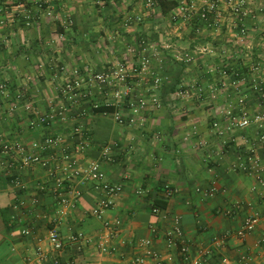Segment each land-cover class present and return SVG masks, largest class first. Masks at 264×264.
<instances>
[{"label":"crops","instance_id":"1","mask_svg":"<svg viewBox=\"0 0 264 264\" xmlns=\"http://www.w3.org/2000/svg\"><path fill=\"white\" fill-rule=\"evenodd\" d=\"M245 1L243 25L239 27L236 16L223 6L224 26L217 31L201 27L202 24L197 30L196 22L171 23V29H162L158 22H152L156 17L155 10L149 14L140 0H101L99 4L96 0H28L32 4L28 5L27 16L34 20L31 26L19 30L16 19H7L0 37L11 39L13 45L4 57L2 49L5 47L0 44V59H3L0 83L7 81L12 87L28 88V94L42 113L48 112L50 99H57L55 83L66 79L71 70H82L87 66L101 70L111 62H117L115 57L109 61L102 56L95 60L93 52L99 49L111 52L108 45L98 49L100 43L90 42L97 39L95 36L122 39L123 54L127 53L128 44L134 42L136 46L138 39L145 38L151 45L150 55L156 53V56L151 55V69L163 78V84L155 90L162 106L147 112L142 126H121L114 121L112 113H96L89 103L72 105L76 112L85 108L81 123L91 137L89 147L81 154V161L99 159L104 146L113 147L110 160H104L103 166L110 183L123 184L114 208L106 215L110 222H121L118 236L107 240L115 251L103 254L96 247V240L99 235L106 234V227L101 220L89 215L102 196L91 183L79 187L82 196L76 210L57 227L66 236L63 251L57 253L45 239L51 227L47 219H36L32 212L25 215L22 222L11 219L16 188L11 178L0 175V264H24L29 260L32 264H53L56 258L61 264H130L133 257L142 253L166 254L169 250L164 234L171 229L172 217L176 215L182 218L184 237L192 245L193 257H198L201 250H212L203 264H218L223 257L241 264L244 255H250L255 264H264V191L260 188L252 191L255 179L232 170L236 153L242 147L240 139L237 146L223 147L222 139L211 128V122L221 117L227 102L245 98L249 106L254 108L256 105L250 68L254 63H260L264 74V0ZM51 7L53 9L49 11ZM119 8L122 12L116 14ZM125 9L129 11L125 12ZM127 13L138 14L144 20L125 27ZM157 14L161 20L169 15L160 10ZM55 35L72 36L76 40L67 43L64 53V49H57L55 41L52 46L47 45ZM82 55L88 56L89 62L84 61L86 57L79 60ZM188 58L190 62H186ZM222 68L232 75L236 71L242 72L245 79L234 82L230 75L222 77ZM260 76L256 82L264 86V75L263 78ZM133 83L137 84L136 80ZM196 83L205 86L203 94H194L187 101L175 98L180 87ZM136 87L135 92L150 93L147 85ZM103 97L99 95L98 100ZM4 112L0 114V132L27 142L52 134H68L72 124L59 123L30 130L26 113L19 111L8 117ZM261 155L264 158V150ZM21 175L27 187L24 195L28 200L38 195L41 215L52 214L56 199L52 193L37 189L40 183H52L46 170L33 167ZM212 183L218 189L213 198H204L196 191L197 188L207 189ZM167 186L177 190L174 196L166 197L164 189ZM156 203L165 205L163 210L169 215L168 219L152 214ZM236 203L239 208L235 209L234 217L224 216L222 211L233 208ZM252 213L259 215L260 222L245 241L232 235L224 246L213 243L214 237L240 229L244 219ZM27 223H31L34 230L30 236H23L21 231ZM153 225L159 230L156 235L150 231ZM69 226L83 231L93 242L80 250L71 246L67 241ZM144 238L152 240V247H139V240ZM39 247L47 251L45 261L37 257ZM171 253L180 263L176 249L173 248ZM148 257L149 263L154 264Z\"/></svg>","mask_w":264,"mask_h":264},{"label":"built area","instance_id":"2","mask_svg":"<svg viewBox=\"0 0 264 264\" xmlns=\"http://www.w3.org/2000/svg\"><path fill=\"white\" fill-rule=\"evenodd\" d=\"M96 2L99 4L101 0H96ZM140 3L149 14H152L159 6L160 0H140ZM245 4V0H177L176 8L169 13L168 17L177 24L196 22L197 30L205 26L217 31L224 26L222 20L224 6L236 16V23L241 27L246 15L243 9ZM32 20L31 17L26 16L24 23L30 25ZM143 20L144 17L138 14L127 13L124 17V26L139 24ZM126 49L127 58L110 63L101 70L89 66L82 70L80 68L71 70V74L67 75L66 79L55 83L57 99L48 101V112L46 113L40 112L24 87L22 90H12L11 84L7 81L0 83V108L2 104L6 106L4 113L8 117L16 115L19 111L26 113L30 130H38L59 123H72L68 134H52L32 142H27L23 138L7 137L0 132V175L11 178L12 185L16 188V196L11 204V219L22 222L25 220V215L31 212L36 219L41 217L47 219L51 227L45 239L54 252H62L66 245V236L61 234L57 227L66 220L70 212L76 210L82 196L79 187L87 183H91L95 191L102 192V196L89 211L90 216L101 220L106 227V234L99 235L96 247L103 254L114 252L116 249L110 246L107 240H113L118 236L121 222L119 220L110 222L106 219V215L114 208L117 197L123 191V184L110 183L103 166L104 160H110L113 147L104 146L99 159L81 161V154L89 147L91 137L84 124L81 123L86 113L85 108L76 112L73 111L72 105L89 103L93 110L101 104L112 106L115 108L112 116L117 124L130 127L144 125L146 113L162 106L155 90L162 86L163 78L154 74L151 69L152 59L149 53L151 45L145 38L138 39L136 46L128 44ZM132 57L137 58L136 62ZM186 62H190V59L188 58ZM250 70L252 74L258 76L262 66L260 63H254ZM236 73L238 75V71ZM221 75L227 78L230 74L228 70L222 68ZM241 79H245L242 74ZM135 80L137 84L133 83ZM254 80L257 81V79ZM146 85L150 91L148 95L135 92V86L145 87ZM252 89L257 96L254 108L248 105L245 98L229 101L222 109L221 117L211 122V128L222 139L223 147L237 146L240 139L242 147L236 153L232 170L255 179L252 191L259 188L264 191V158L261 155V150H264V88L254 83ZM204 92L205 89L200 85L180 87L175 93V98L187 101L192 95ZM99 95H104L103 100H98ZM33 167L46 170L52 182L50 185L49 183L37 185L39 192H50L56 199V208L52 214L41 215L38 209L41 206L38 195L31 196L30 200L24 195L27 187L21 174ZM164 191L166 197H172L177 192L170 186H167ZM196 191L204 198H213L218 189L212 183L209 188H197ZM238 208L239 203H236L233 208L223 210L222 213L224 216L234 217L235 209ZM151 212L154 216L164 219H168L169 216L158 206H153ZM259 222V215L252 213L244 219L240 229L234 233L226 232L224 235L214 237L213 243L216 246H224L232 235L240 241H245L255 231ZM171 225V229L164 234L169 250L166 254L142 253L133 257L130 264H150L148 256L152 258L154 264H203L212 254V250H201L198 257H193L192 245L184 237L182 218L178 215L173 216ZM33 230L34 226L27 223L21 234L30 236ZM150 231L155 235L159 233L155 225L150 226ZM67 236L68 243L79 250L93 242L90 236L83 231L73 230L71 226L68 227ZM138 245L146 249L152 247L153 242L144 238L139 240ZM173 248L176 249L180 263L171 253ZM37 257L40 261H45L48 257L47 251L39 247ZM24 264L32 263L29 260ZM53 264H61V260L56 258ZM218 264L236 263L223 257ZM241 264H255V262L250 255H244Z\"/></svg>","mask_w":264,"mask_h":264},{"label":"rangeland","instance_id":"3","mask_svg":"<svg viewBox=\"0 0 264 264\" xmlns=\"http://www.w3.org/2000/svg\"><path fill=\"white\" fill-rule=\"evenodd\" d=\"M31 4L32 3H29L28 0H22V1H17V0H0V10H2L0 12V30L4 29V26L6 25L7 19H9V18L10 19H12V18L16 19L14 21L16 23V26L18 25L16 28L19 29V30L23 29V27H26L27 28V27L31 26L34 20H32V23H30V25H27V24L24 23L25 18H26L27 14H28V11H27L28 10L27 9L28 8V5L30 6ZM52 9H53V7H51L49 9V11L52 10ZM109 10L112 11L111 8ZM154 10H155V16L156 17L154 18V20L152 22H154V21H155V23L158 22V25L161 26L160 28L165 29V30L166 29H171V27L169 26V24L176 23L172 19H170L169 17H167V19H162L161 20L160 15L158 16L159 13L157 14V12H159V8L156 7ZM128 11L129 10H126L125 9V12H128ZM115 12H116V14H119V13L122 12V9H120V8L119 9H116ZM22 18L24 20H22ZM17 22H18V24H17ZM110 26H113V25L110 24ZM18 32H20V31H18ZM116 37L117 36H109L108 37L107 35L95 36V38H97V39H93L92 41H90V42H93V43H97V42L100 43L97 46L98 49L100 48L99 46H101L102 49H105L104 47L106 45H108V48H110V51H111V52H108L107 53V52H105V50L100 51V49H99L98 52H93V54L95 55V60H96V57H101V56L104 57V59H106L108 61L109 60H113L114 57L116 58L117 61H120V60H122L125 57L127 58V53H124L123 54V50H122V47H121V43H122L121 41H123V40L122 39H118V40L114 39ZM73 40H76V39L72 38V36L71 37L70 36L61 37V36H56L55 35V36H52V39H49L47 41V45L48 44L49 45L51 44L50 46H52V44L56 42L57 49H59V50L64 49L63 51H64V53H66L65 48L67 46V43H70V42L73 43L74 42ZM83 42H86V41H83ZM116 43H118V44H116ZM0 44H4V47H5V49H2L3 56L4 57L8 56V54L11 52V46L13 45L11 43V39L10 40H5V38H4V40H3V38L1 39V37H0ZM132 44L134 45L136 43L133 42ZM49 51H51V50H49ZM153 55L156 56V54H154V53H153ZM84 57H86L84 59V61H86V59H87V61L89 62V59H88L89 57L88 56H83L82 55V57H80L79 60L83 59ZM163 57H165V56H163ZM27 58L28 57H26V59ZM0 62H3V59L2 58L0 59ZM34 62H38V61H34ZM111 63H113V62H111ZM37 69H40V68L37 67ZM262 69H263V66H262ZM260 75L262 76V77L261 76L260 77L263 78V75H264L263 74V70H261ZM252 77H253V79H252L253 84L252 85H254V83H257V82H255L254 79H255V77H257L256 79L259 80V75L257 76L256 74H252ZM199 85L202 86L204 89H206L205 86H203L202 84H199V83H196L193 87H196V86H199ZM259 86H260V84H259ZM190 87H192V86H190ZM11 88H12V90H14V89L22 90L23 89V86H21V87L15 86V87H11ZM24 88H25L26 91H28V88H26V87H24ZM263 88H264V86H263ZM6 109H7L6 106L4 104H2V107L0 108V112H2V111H5L6 112Z\"/></svg>","mask_w":264,"mask_h":264},{"label":"trees","instance_id":"4","mask_svg":"<svg viewBox=\"0 0 264 264\" xmlns=\"http://www.w3.org/2000/svg\"><path fill=\"white\" fill-rule=\"evenodd\" d=\"M176 6H177V0H160L158 8L162 13L168 14L173 9H175ZM241 73L242 72H238V75L236 72H234L233 75H231L230 73L229 74H230L231 79L234 77V82H235L241 79ZM114 110L115 108L112 106H106V105L101 104L98 108H95L94 112L103 114V113H112L114 112ZM154 206H158L162 209H164L165 207L163 203L162 204L156 203L154 204Z\"/></svg>","mask_w":264,"mask_h":264}]
</instances>
